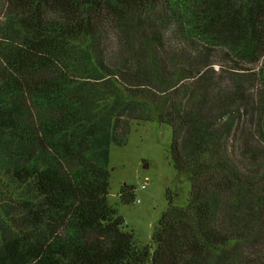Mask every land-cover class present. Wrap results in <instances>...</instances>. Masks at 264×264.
Listing matches in <instances>:
<instances>
[{
  "label": "trees",
  "instance_id": "obj_1",
  "mask_svg": "<svg viewBox=\"0 0 264 264\" xmlns=\"http://www.w3.org/2000/svg\"><path fill=\"white\" fill-rule=\"evenodd\" d=\"M131 120L190 183L145 248ZM0 264H264V0H0Z\"/></svg>",
  "mask_w": 264,
  "mask_h": 264
},
{
  "label": "rangeland",
  "instance_id": "obj_2",
  "mask_svg": "<svg viewBox=\"0 0 264 264\" xmlns=\"http://www.w3.org/2000/svg\"><path fill=\"white\" fill-rule=\"evenodd\" d=\"M171 138L167 126L131 120L126 144L110 147L108 201L124 219L126 231L134 233L138 247L151 246L154 227L168 208V196L177 206H183L188 197L190 183L178 175L171 159ZM123 185L135 188L131 205L120 203Z\"/></svg>",
  "mask_w": 264,
  "mask_h": 264
},
{
  "label": "water",
  "instance_id": "obj_3",
  "mask_svg": "<svg viewBox=\"0 0 264 264\" xmlns=\"http://www.w3.org/2000/svg\"><path fill=\"white\" fill-rule=\"evenodd\" d=\"M146 167H147V165H146Z\"/></svg>",
  "mask_w": 264,
  "mask_h": 264
}]
</instances>
